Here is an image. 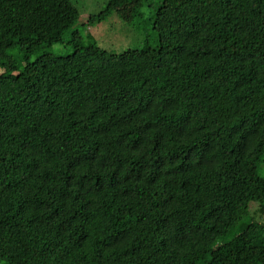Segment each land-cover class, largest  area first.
I'll list each match as a JSON object with an SVG mask.
<instances>
[{"label":"trees","instance_id":"trees-1","mask_svg":"<svg viewBox=\"0 0 264 264\" xmlns=\"http://www.w3.org/2000/svg\"><path fill=\"white\" fill-rule=\"evenodd\" d=\"M136 1L0 0V264H264V0Z\"/></svg>","mask_w":264,"mask_h":264},{"label":"rangeland","instance_id":"rangeland-1","mask_svg":"<svg viewBox=\"0 0 264 264\" xmlns=\"http://www.w3.org/2000/svg\"><path fill=\"white\" fill-rule=\"evenodd\" d=\"M157 2H159V0H151V3L155 6L157 5ZM77 3L78 7L82 10V19L86 21V18L90 13L97 12L106 4V0H78ZM143 3L144 0H138L127 10H120L117 15H113L106 22L89 29L97 38L101 47L111 51H121L124 47H137L144 42L142 40L137 43L135 32L127 23V15H134L136 10L141 8ZM68 49L69 48H66L63 45H56L47 50L56 55H63L68 53ZM259 174L264 176V162L259 166ZM257 207L258 206L255 204L252 210L255 211ZM252 216L255 221L264 223V213H253ZM1 264L5 263L2 262Z\"/></svg>","mask_w":264,"mask_h":264}]
</instances>
